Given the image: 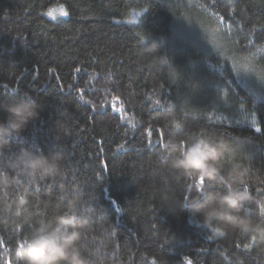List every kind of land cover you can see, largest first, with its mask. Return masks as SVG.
Instances as JSON below:
<instances>
[{
    "label": "trees",
    "instance_id": "1",
    "mask_svg": "<svg viewBox=\"0 0 264 264\" xmlns=\"http://www.w3.org/2000/svg\"><path fill=\"white\" fill-rule=\"evenodd\" d=\"M55 6L68 16L50 18ZM148 36L170 64L140 46ZM13 91L40 109L11 150L55 146L65 174L0 192V207L27 194L20 215L0 211V264L71 193L93 264H264L255 234L190 218L197 190L161 154L173 119L184 138H223L226 166H248L264 198V0H0V101ZM245 212L259 218L264 199Z\"/></svg>",
    "mask_w": 264,
    "mask_h": 264
},
{
    "label": "clouds",
    "instance_id": "2",
    "mask_svg": "<svg viewBox=\"0 0 264 264\" xmlns=\"http://www.w3.org/2000/svg\"><path fill=\"white\" fill-rule=\"evenodd\" d=\"M150 39L148 36L142 40L140 46L153 53L155 59L170 64L167 56L155 55L161 42L153 40L149 44ZM39 109L37 100L14 91L0 101V111L5 113L0 119V192L6 197L9 187L21 177L34 185L39 180L62 178L65 174L55 146L50 154L31 146L11 150L13 142L23 137L29 122L39 117ZM184 127L183 121L173 119L170 122L161 154L175 152L170 162L175 179L189 181V187L197 190L195 197H186L182 203L190 211V218L202 217L203 224L219 222L264 240V213L257 218L245 212L246 205L259 206L264 199H257L250 190L249 167L240 162L227 167L226 162L234 159L230 142L203 136L184 138L181 135ZM80 201L78 195L69 194L67 211L21 237L14 248L16 264H93L91 258L98 252L81 243L80 229L87 227L89 219L77 212ZM26 204V192H18L15 197L4 200L0 211L12 213L14 210L20 215Z\"/></svg>",
    "mask_w": 264,
    "mask_h": 264
},
{
    "label": "rangeland",
    "instance_id": "3",
    "mask_svg": "<svg viewBox=\"0 0 264 264\" xmlns=\"http://www.w3.org/2000/svg\"><path fill=\"white\" fill-rule=\"evenodd\" d=\"M47 15L52 19L65 18L68 16V10L64 6H55L48 9Z\"/></svg>",
    "mask_w": 264,
    "mask_h": 264
},
{
    "label": "snow or ice",
    "instance_id": "4",
    "mask_svg": "<svg viewBox=\"0 0 264 264\" xmlns=\"http://www.w3.org/2000/svg\"><path fill=\"white\" fill-rule=\"evenodd\" d=\"M67 13H65V15H66ZM217 231H219V229H217Z\"/></svg>",
    "mask_w": 264,
    "mask_h": 264
}]
</instances>
